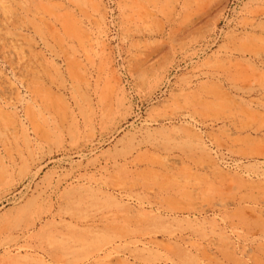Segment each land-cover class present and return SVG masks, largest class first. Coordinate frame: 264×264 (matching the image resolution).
Here are the masks:
<instances>
[{
    "label": "rangeland",
    "instance_id": "rangeland-1",
    "mask_svg": "<svg viewBox=\"0 0 264 264\" xmlns=\"http://www.w3.org/2000/svg\"><path fill=\"white\" fill-rule=\"evenodd\" d=\"M0 264H264V0H0Z\"/></svg>",
    "mask_w": 264,
    "mask_h": 264
}]
</instances>
